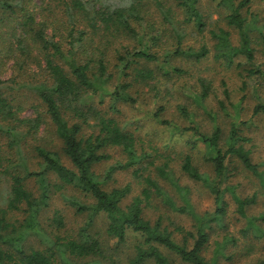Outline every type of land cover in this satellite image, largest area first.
I'll use <instances>...</instances> for the list:
<instances>
[{
    "label": "trees",
    "instance_id": "16d2710c",
    "mask_svg": "<svg viewBox=\"0 0 264 264\" xmlns=\"http://www.w3.org/2000/svg\"><path fill=\"white\" fill-rule=\"evenodd\" d=\"M214 1L228 10L225 21L240 34V44L235 45L229 29H211L216 58L233 64L243 55L245 61L239 65H247L249 77L264 81V63L256 60L253 46L256 42L264 45V23L260 24L258 14L251 10L253 0ZM200 2L154 3L157 16L169 28L173 26L176 31L180 21L192 23L203 32L208 24ZM149 3L150 0H0V138L4 141H0V173L10 181L7 206H0V264H122L113 255L129 233L138 238L129 264H174L163 248L186 264H221L225 259V243H217L211 258L205 252L213 223H222L227 215V192L232 194L243 216H247L246 207L255 201V196L242 198L236 187L228 184L230 159L239 160L248 171L264 179V171L245 147L250 138L243 134V126L248 121H238L232 114L242 112L245 95L238 103H231L230 108L225 101L230 95L225 93L218 111L207 103L209 84L202 82L201 91L184 86V95L211 121V132L202 130L196 113L185 104L178 108L180 115L190 122L184 128L160 117L163 107L154 113L159 122L175 129L173 132H190L191 150L199 144L204 146L203 157L211 163L213 175L201 171L191 154L184 157L181 170L210 189L215 200L212 212L196 211L187 197L188 189L176 178L170 162L159 167V173L184 196V205H179L150 176H142L146 183L142 194L126 205L130 186L107 188L112 172L132 168L147 159L145 153H138L135 134L124 128L111 110L117 111V104L123 101L137 103L130 91L135 83L155 77L149 64L154 63L163 71L169 66L166 75L181 76L186 71L175 64V58H201L210 51L206 45L185 50L184 36L179 30L175 32L176 47H164L166 30L148 20ZM179 12L183 17L178 20ZM6 65L12 70L9 77H5ZM19 91H32L37 96L42 112L37 109L36 118L21 116L22 107L15 95ZM221 111L233 117L226 139L220 124ZM259 113L264 114V102L253 109V115ZM45 123L51 135L42 134ZM51 136L59 140L58 146L52 143ZM117 150L125 159L117 161L103 177L96 166L112 159L111 152ZM67 187L93 200L73 201L89 217L74 237L58 232L65 226L60 213L53 218L51 232L41 220L53 194ZM152 195L161 197L173 210L190 215L194 229L174 225L171 230L163 217L155 221L147 218L144 207ZM100 215L108 221L106 233L108 239L116 241L115 247L106 244L99 232L91 231ZM260 218L264 219V213L251 217L249 222L263 234L257 224ZM175 232L181 234L179 240ZM254 264H264V257Z\"/></svg>",
    "mask_w": 264,
    "mask_h": 264
},
{
    "label": "rangeland",
    "instance_id": "374dc122",
    "mask_svg": "<svg viewBox=\"0 0 264 264\" xmlns=\"http://www.w3.org/2000/svg\"><path fill=\"white\" fill-rule=\"evenodd\" d=\"M166 1L168 4L173 2V0ZM154 2L155 0H150L149 12L147 11L148 9L146 10L147 18L151 23H154L155 27L165 28L167 36L163 42L164 47H176L175 32L179 30L184 36L182 46L185 50L188 47L199 49L202 45H206L210 51L201 58L182 56L175 58V64L186 71L181 76L166 75L165 72L170 70L169 66H165L163 71L154 63L149 64L150 68L155 70V77L140 84L135 83V86L130 91L137 103L123 101L117 104V111L111 110V113L121 122L122 126L135 134L138 153L139 155L145 153L147 159L132 168L112 172L107 188L130 186L131 192L124 201L126 205L134 197L142 194L146 185L142 176H150L179 205H184V196L181 197L176 188L159 173V167L166 162H170L169 167L173 170L174 175L180 180L181 185L188 189L187 197L196 211L200 214L212 212L215 207V200L210 189L203 182L189 177L181 170L184 157L187 154H191L201 171L213 175L211 163L205 161L203 157L204 146L199 144L196 149L191 150L188 145L191 133L188 131L177 132L178 130L173 132L172 130L175 129L171 130L159 122L154 113L160 107H163L160 117L171 120L177 127L184 128L189 126L190 122L180 115L178 108L180 105L185 104L189 110L196 113V121L202 130L211 132L213 130L211 121L200 107L184 95V86L190 85L197 91H201L203 89L202 82L209 84L210 95L207 98V103L218 111L220 109V101L225 100V93L230 95V99L225 100L230 108L232 107L231 103H238L245 95L246 98L242 103V112L239 114L233 112L232 114H234V119L238 121L240 119L248 121V125L243 126V134L250 138V141L246 142L245 147L251 150L253 161L260 165L259 169L261 171H264V114L253 115L254 107L264 102V81H261L256 76L249 77L247 65H239V63L245 61L243 55L237 57L233 64H229L225 59L216 58L214 50L215 40L211 35V29L219 26L229 29L233 43L235 45L240 44L238 30L229 27L225 21V15L228 10L220 6L217 1L201 0L200 2L201 11L207 18L208 24L203 32L199 31L192 23L185 24L178 21L179 18L183 17L181 12H179L178 22L175 26L177 28L176 31L173 26L169 28L157 16ZM251 10L258 14L261 19L259 23L263 24L264 1L253 0ZM256 43L253 45L255 47L256 60L264 63V45ZM11 71V67L6 65L4 69L5 77H9ZM15 95L19 104H21L20 114L23 118H36L38 116L36 113L37 109L42 112L38 98L32 91L24 93L19 91ZM232 119V116H226L221 111L220 124L224 139L229 135ZM43 127L42 134L51 135L46 123ZM90 130L88 129V131ZM224 139L222 141L223 145L225 144ZM51 140L54 145H59V140L54 136H51ZM0 141L4 142L1 138ZM111 154L112 159L96 166V170L103 177L107 175L117 161L125 159V155H122L118 150L112 151ZM230 161L229 167L232 170L230 178L227 180L228 184L234 185L238 195L242 198L255 196V201L246 207L247 216H243L238 211V204L232 194L227 192V215L222 223H213L210 244L205 255L211 258L217 243L220 242L226 245V256L224 257L225 259H222L221 264H254L264 257V233L261 234V232L252 228L253 226H251L249 219L254 216L258 218L259 215L264 213V179L248 171L239 160L232 158ZM66 162L70 165L68 161ZM9 191L10 181L6 175L0 173V206H7L6 201L9 198ZM75 200L81 203H91L93 201L72 187H67L63 191L53 194L50 204L43 210L41 217L48 231L51 232L53 230V218L56 213H60L65 222V226L58 231L61 235L74 237L87 224L89 220L88 214L78 210V206L73 203ZM144 212L146 217L152 221H155L158 217H163L164 224L168 225L171 230H174L175 226H182L189 230L194 229V220L190 215L173 210L168 205H165L162 198L157 195H152L148 205L144 207ZM107 223L106 217L100 215L90 228H92V233L99 232L101 239L107 242L106 244L115 247L116 241L108 239L106 233ZM257 224L260 225L262 232H264V219H257ZM174 236L178 240L181 238V234L178 232H175ZM228 238L231 240L226 242ZM137 239L134 233H129L126 242L114 253V259L122 264H129L128 260L134 253V243ZM32 241H37V239L33 238ZM163 250L172 257L174 264H186L175 254L169 253L164 248ZM146 264L155 263L149 261Z\"/></svg>",
    "mask_w": 264,
    "mask_h": 264
}]
</instances>
